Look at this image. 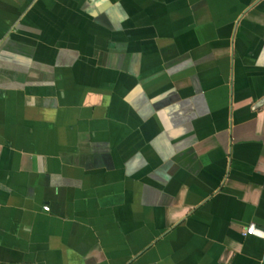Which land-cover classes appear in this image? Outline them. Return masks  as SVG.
Returning <instances> with one entry per match:
<instances>
[{
  "label": "crops",
  "instance_id": "1",
  "mask_svg": "<svg viewBox=\"0 0 264 264\" xmlns=\"http://www.w3.org/2000/svg\"><path fill=\"white\" fill-rule=\"evenodd\" d=\"M250 224L264 0H0V264H264Z\"/></svg>",
  "mask_w": 264,
  "mask_h": 264
},
{
  "label": "built area",
  "instance_id": "2",
  "mask_svg": "<svg viewBox=\"0 0 264 264\" xmlns=\"http://www.w3.org/2000/svg\"><path fill=\"white\" fill-rule=\"evenodd\" d=\"M44 210H48V206H44ZM245 234L255 235L264 239V229L261 227H257L254 224H250L248 228L245 230Z\"/></svg>",
  "mask_w": 264,
  "mask_h": 264
}]
</instances>
